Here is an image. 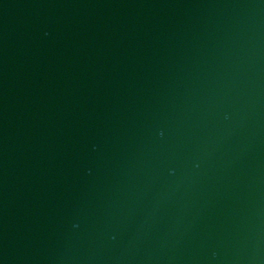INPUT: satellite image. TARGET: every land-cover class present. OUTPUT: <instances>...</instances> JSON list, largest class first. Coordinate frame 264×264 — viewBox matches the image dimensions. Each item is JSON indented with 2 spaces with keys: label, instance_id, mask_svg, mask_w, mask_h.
Listing matches in <instances>:
<instances>
[{
  "label": "water",
  "instance_id": "obj_1",
  "mask_svg": "<svg viewBox=\"0 0 264 264\" xmlns=\"http://www.w3.org/2000/svg\"><path fill=\"white\" fill-rule=\"evenodd\" d=\"M0 264H264V0H0Z\"/></svg>",
  "mask_w": 264,
  "mask_h": 264
}]
</instances>
